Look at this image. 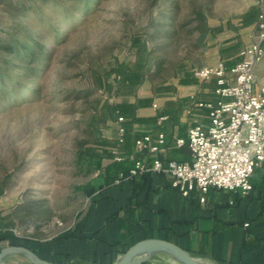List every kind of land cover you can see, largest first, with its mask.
Listing matches in <instances>:
<instances>
[{"label":"rangeland","instance_id":"rangeland-1","mask_svg":"<svg viewBox=\"0 0 264 264\" xmlns=\"http://www.w3.org/2000/svg\"><path fill=\"white\" fill-rule=\"evenodd\" d=\"M258 8L257 0H96L87 13L68 16L40 0L0 1V41L26 31L44 45L40 56L49 55L33 62V78L15 67L0 87V228L17 236L0 248L67 226L96 178L91 155L105 153L103 139L122 114L116 104H137L149 87L235 56L257 40L245 28ZM10 76L23 89L13 98ZM8 258L32 264L19 253Z\"/></svg>","mask_w":264,"mask_h":264},{"label":"crops","instance_id":"crops-1","mask_svg":"<svg viewBox=\"0 0 264 264\" xmlns=\"http://www.w3.org/2000/svg\"><path fill=\"white\" fill-rule=\"evenodd\" d=\"M257 2V15L245 28L248 32L257 33L258 14H264V0ZM238 60L239 52L225 62L231 66ZM254 74L259 85L264 80V57ZM214 88V78L200 82L194 74H184L162 89L146 88L145 99L124 116L123 141L118 142L117 117L114 133L103 139L105 153L98 155L100 166L87 186L83 208L67 226L45 237H25L22 244L52 264H111L134 242L154 237L175 243L205 264H264V166L254 169L248 193L211 187L204 202L196 194L182 196L165 173L121 177L140 157L164 163L190 160L187 143L176 141L186 139L195 123H208L207 108L196 102H215ZM160 133L165 140L162 150L135 152L137 138L149 135L150 144L158 145ZM114 147L123 160L113 158ZM159 254L137 264H160ZM161 264L180 263L171 259Z\"/></svg>","mask_w":264,"mask_h":264},{"label":"built area","instance_id":"built-area-1","mask_svg":"<svg viewBox=\"0 0 264 264\" xmlns=\"http://www.w3.org/2000/svg\"><path fill=\"white\" fill-rule=\"evenodd\" d=\"M257 40L244 43L239 50V60L228 66L223 59L202 66L194 71L200 81L215 80V102L197 101L198 107L208 110V123H195L187 132L186 139H177V144L187 143L190 160L159 158L147 161L144 157L135 160L134 166L123 178L146 172H161L170 176L171 186L188 197L196 194L204 202L211 187L246 194L252 188L250 176L254 169L264 166V81L257 85L254 70L264 57V14L256 21ZM125 118L118 115V142L123 141ZM158 145H152L151 137L144 135L135 140V152L162 150L164 135H158ZM113 158L124 156L114 147Z\"/></svg>","mask_w":264,"mask_h":264},{"label":"trees","instance_id":"trees-1","mask_svg":"<svg viewBox=\"0 0 264 264\" xmlns=\"http://www.w3.org/2000/svg\"><path fill=\"white\" fill-rule=\"evenodd\" d=\"M1 2H4L6 0H0ZM44 4H49L50 6H55L60 8V12L64 13L66 15H72L74 13H87L90 11L92 6L96 4V0H40ZM68 3V4H65ZM8 5H11L16 10H29L30 4H16L12 2H8ZM36 11V10H35ZM198 18L202 19V14L200 12H197ZM201 27H203L202 31L205 33L206 27L204 25V22L201 21ZM199 26V27H200ZM24 34L21 36H18L15 34H8L6 39H2L0 41V48L3 49L6 53L3 59V62L0 63V87L3 89L6 88V80L5 77H8V71L10 69H13L17 67L19 71L23 75H26L29 78H33V76L36 75V66L33 65V62L36 61L38 58H48L49 55H45V57H41L43 55V49L44 45L39 43L38 41L34 40L32 36L24 31ZM41 54V56H40ZM143 74H140V77H137L136 79L143 78ZM11 77V76H10ZM10 82L16 81L15 78H7ZM16 89L13 87L10 93L11 98L17 97L18 93L23 90L21 87V83L17 80ZM28 90L33 95L38 94V89L36 88H28ZM135 103H119L116 104V108L118 112L122 114H131V112L136 108ZM91 164L93 167V170L95 168H98L100 166V157L94 153L91 155ZM2 240H8L9 242H13L17 240V236L12 231L10 227L0 228V241Z\"/></svg>","mask_w":264,"mask_h":264},{"label":"water","instance_id":"water-1","mask_svg":"<svg viewBox=\"0 0 264 264\" xmlns=\"http://www.w3.org/2000/svg\"><path fill=\"white\" fill-rule=\"evenodd\" d=\"M13 253L24 254L32 264H52L40 258L30 249L22 245H9L0 248V264H21L12 262L9 256ZM164 253L173 261L180 264H205L192 255L188 250L162 238H143L131 244L111 264H137L151 258L154 254ZM29 264V263H27Z\"/></svg>","mask_w":264,"mask_h":264},{"label":"bare ground","instance_id":"bare-ground-1","mask_svg":"<svg viewBox=\"0 0 264 264\" xmlns=\"http://www.w3.org/2000/svg\"><path fill=\"white\" fill-rule=\"evenodd\" d=\"M25 258H27V256L26 255H24V254H22ZM27 260H28V258H27ZM29 262V261H28ZM27 262V263H28ZM22 264H27V263H25V262H21Z\"/></svg>","mask_w":264,"mask_h":264}]
</instances>
